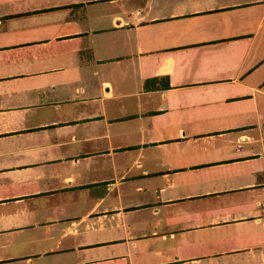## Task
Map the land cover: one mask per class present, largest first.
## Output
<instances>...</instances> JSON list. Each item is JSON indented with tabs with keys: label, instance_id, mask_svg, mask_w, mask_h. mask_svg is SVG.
Here are the masks:
<instances>
[{
	"label": "crops",
	"instance_id": "0c3cea01",
	"mask_svg": "<svg viewBox=\"0 0 264 264\" xmlns=\"http://www.w3.org/2000/svg\"><path fill=\"white\" fill-rule=\"evenodd\" d=\"M264 0H0V264H264Z\"/></svg>",
	"mask_w": 264,
	"mask_h": 264
},
{
	"label": "built area",
	"instance_id": "2783aa9c",
	"mask_svg": "<svg viewBox=\"0 0 264 264\" xmlns=\"http://www.w3.org/2000/svg\"><path fill=\"white\" fill-rule=\"evenodd\" d=\"M263 226H264V223H263Z\"/></svg>",
	"mask_w": 264,
	"mask_h": 264
}]
</instances>
